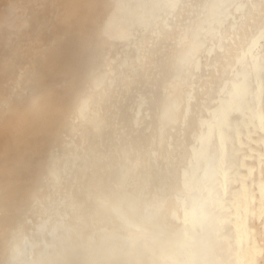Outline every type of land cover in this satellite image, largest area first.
Instances as JSON below:
<instances>
[{
    "label": "clouds",
    "instance_id": "1",
    "mask_svg": "<svg viewBox=\"0 0 264 264\" xmlns=\"http://www.w3.org/2000/svg\"><path fill=\"white\" fill-rule=\"evenodd\" d=\"M43 0H8L0 36ZM87 69L0 264H264V0H91ZM0 114H41L29 65Z\"/></svg>",
    "mask_w": 264,
    "mask_h": 264
},
{
    "label": "bare ground",
    "instance_id": "2",
    "mask_svg": "<svg viewBox=\"0 0 264 264\" xmlns=\"http://www.w3.org/2000/svg\"><path fill=\"white\" fill-rule=\"evenodd\" d=\"M8 0H0V12ZM29 30L9 45L0 36V86L10 69L29 65L36 74L37 94L46 98L39 115L17 104L11 114H0V188L7 200L20 201L35 181L62 125L64 113L87 69L85 39L98 9L91 0H43L31 8Z\"/></svg>",
    "mask_w": 264,
    "mask_h": 264
}]
</instances>
